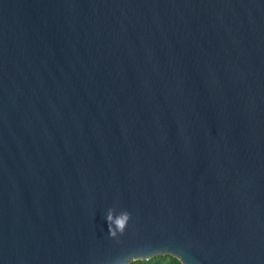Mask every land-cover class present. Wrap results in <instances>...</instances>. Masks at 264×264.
Listing matches in <instances>:
<instances>
[{
	"label": "water",
	"instance_id": "95a60500",
	"mask_svg": "<svg viewBox=\"0 0 264 264\" xmlns=\"http://www.w3.org/2000/svg\"><path fill=\"white\" fill-rule=\"evenodd\" d=\"M264 264V0H0V264Z\"/></svg>",
	"mask_w": 264,
	"mask_h": 264
},
{
	"label": "trees",
	"instance_id": "16d2710c",
	"mask_svg": "<svg viewBox=\"0 0 264 264\" xmlns=\"http://www.w3.org/2000/svg\"><path fill=\"white\" fill-rule=\"evenodd\" d=\"M127 264H182V262L175 256L170 254H160L149 259H137Z\"/></svg>",
	"mask_w": 264,
	"mask_h": 264
}]
</instances>
